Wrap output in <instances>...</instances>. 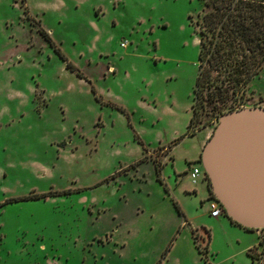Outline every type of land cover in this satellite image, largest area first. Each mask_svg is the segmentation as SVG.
I'll use <instances>...</instances> for the list:
<instances>
[{
    "label": "rangeland",
    "instance_id": "1",
    "mask_svg": "<svg viewBox=\"0 0 264 264\" xmlns=\"http://www.w3.org/2000/svg\"><path fill=\"white\" fill-rule=\"evenodd\" d=\"M201 7L0 0V264H264V230L212 217L187 171L222 113L264 106V61L197 85Z\"/></svg>",
    "mask_w": 264,
    "mask_h": 264
},
{
    "label": "water",
    "instance_id": "2",
    "mask_svg": "<svg viewBox=\"0 0 264 264\" xmlns=\"http://www.w3.org/2000/svg\"><path fill=\"white\" fill-rule=\"evenodd\" d=\"M200 163L227 217L250 231L264 229V106L222 113Z\"/></svg>",
    "mask_w": 264,
    "mask_h": 264
},
{
    "label": "trees",
    "instance_id": "3",
    "mask_svg": "<svg viewBox=\"0 0 264 264\" xmlns=\"http://www.w3.org/2000/svg\"><path fill=\"white\" fill-rule=\"evenodd\" d=\"M199 1L202 7L196 24L201 35L199 52L201 70L197 77V85H201L204 80L211 81L215 72V79L223 78V81L230 80L237 84L247 82L256 75L264 61V0ZM40 30L54 46L55 42L51 36L43 28ZM56 50L65 58L59 48L56 47ZM68 67L71 68L70 62ZM219 93L225 92L220 88L208 91L212 97H218ZM233 109L235 108L229 110ZM192 124L191 121L186 134L190 132ZM156 169L158 173L162 170L158 164ZM33 197L39 198V195ZM175 204L180 214L184 215L181 206L177 202ZM233 223L239 225L235 221ZM207 233V241L210 243V230L207 229Z\"/></svg>",
    "mask_w": 264,
    "mask_h": 264
},
{
    "label": "built area",
    "instance_id": "4",
    "mask_svg": "<svg viewBox=\"0 0 264 264\" xmlns=\"http://www.w3.org/2000/svg\"><path fill=\"white\" fill-rule=\"evenodd\" d=\"M121 45L123 47H126L127 41H122ZM189 171H190V174L192 176V182L194 184H197L198 180H200V179L202 181L207 179V176L205 175V171H204L201 163L191 164ZM211 202H212L211 203V209L209 210V213L212 217L218 218L220 215L223 214L224 208L221 205V203L219 201H217L216 199H212Z\"/></svg>",
    "mask_w": 264,
    "mask_h": 264
},
{
    "label": "flooded vegetation",
    "instance_id": "5",
    "mask_svg": "<svg viewBox=\"0 0 264 264\" xmlns=\"http://www.w3.org/2000/svg\"><path fill=\"white\" fill-rule=\"evenodd\" d=\"M207 96H208V98L209 99H207V104H209V102H210V94H207ZM212 97V96H211ZM199 103H196V106H195V108H194V114H193V116L191 117V119H190V123H191V121H192V123L193 122H195V119H194V117H196V114H198V111H199ZM212 108L214 109L215 107H213L212 106ZM202 115L204 116L205 114H203L202 113ZM206 116H208V117H204L203 119H202V117L200 118L202 121L204 120V124H203V126L202 127H199V128H196V130L197 131H202L203 129H206V128H209V127H213L214 126V122L216 121L215 120V118H211L212 116H213V114L211 113V111H209L208 112V115L206 114ZM204 183H205V185L207 186V189H208V193H209V196H208V198L210 199V200H212V199H216L215 197H214V195L212 194V192L210 191V188H209V182L208 181H206V179L204 180ZM217 200V199H216ZM223 215H226V213H225V211L223 212ZM227 216V215H226ZM204 230H206V228H204ZM262 230H264V229H262ZM204 236L206 235V233L205 232H203L202 233Z\"/></svg>",
    "mask_w": 264,
    "mask_h": 264
},
{
    "label": "crops",
    "instance_id": "6",
    "mask_svg": "<svg viewBox=\"0 0 264 264\" xmlns=\"http://www.w3.org/2000/svg\"><path fill=\"white\" fill-rule=\"evenodd\" d=\"M190 123V122H189ZM189 125V124H188ZM187 129H188V127H187ZM194 136L193 135H189V134H186L185 136H184V139L183 140H185V139H187V138H193ZM208 137H206L205 138V140L207 139ZM205 142L206 141H203V143L201 144V145H199V147H198V145H196L198 148H197V151L195 152V154H192L193 152H191L192 151V149H191V151L189 150V149H187V152H186V160H188V164H189V168L187 169V171L189 172V169H190V166H191V164H196V162L198 163V159H199V157H200V154H201V151H202V148H203V146H204V144H205ZM197 144H199V143H197ZM178 145V144H177ZM177 145L176 146H174V148H173V152H174V150H175V147H177ZM204 182V181H203ZM181 206V205H180ZM181 208H182V206H181ZM183 209V208H182ZM184 211V210H183ZM186 221H187V219H185ZM231 220V219H230ZM232 222V226H234V228H238V226L239 225H237V224H235V223H233V221L231 220L230 221V223ZM239 227H241V226H239ZM242 228H244V227H242ZM245 230H247L246 228H244Z\"/></svg>",
    "mask_w": 264,
    "mask_h": 264
}]
</instances>
